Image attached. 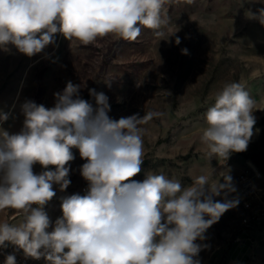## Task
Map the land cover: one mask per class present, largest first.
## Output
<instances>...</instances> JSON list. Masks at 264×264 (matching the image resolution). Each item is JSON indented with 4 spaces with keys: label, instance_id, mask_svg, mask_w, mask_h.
<instances>
[{
    "label": "clouds",
    "instance_id": "1",
    "mask_svg": "<svg viewBox=\"0 0 264 264\" xmlns=\"http://www.w3.org/2000/svg\"><path fill=\"white\" fill-rule=\"evenodd\" d=\"M165 3L0 0V49L12 45L32 57L55 45L57 33L82 45L108 35L134 42L141 26L163 36ZM250 18L264 25V8ZM175 43H180L179 36ZM80 88L68 81L62 92L54 93L51 108L26 100L20 131L0 128V211L14 209L23 217L18 225L0 223V245L10 242L26 257H43L48 264H200L197 257L207 246L197 240L203 241L207 229L238 204L228 199L235 192L229 170L218 179L215 169L198 175L188 186L163 174H148L142 182L131 179L142 170L141 126L163 114L148 111L143 117L114 120L104 93L89 90L98 106L94 110L81 98ZM256 109L241 83L226 84L205 113L208 126L200 140L208 155L226 161L230 153L246 151ZM7 119L0 112V121ZM72 148L87 161L80 174L88 190L61 198L62 216L48 232L45 205L56 196L53 184L64 191L71 183L66 165L74 160ZM37 163L46 170L35 174ZM49 166L55 170H47ZM5 264H16L15 255H7Z\"/></svg>",
    "mask_w": 264,
    "mask_h": 264
},
{
    "label": "rangeland",
    "instance_id": "2",
    "mask_svg": "<svg viewBox=\"0 0 264 264\" xmlns=\"http://www.w3.org/2000/svg\"><path fill=\"white\" fill-rule=\"evenodd\" d=\"M262 8L264 0H166L163 36L141 26L134 42L108 35L82 45L57 33L55 45L32 57L8 45V50L0 49V112L8 115L7 122L23 125L21 105L26 100L51 108L54 93L71 81L81 86V98L94 110L98 106L89 90L104 93L114 120L133 114L143 117L148 111L162 113L141 126L142 170L131 179L142 182L148 174H163L188 186L198 175L215 169L218 179L229 170L235 192L228 199L238 204L207 229L203 241L197 240L207 246L197 259L200 264H264V220L250 229L247 239L244 232L249 228L243 224L245 210L237 193V177L247 162L260 171L256 184L264 190V25L250 18ZM232 82L241 83L255 101L256 123L247 150L230 153L225 161L210 157L200 137L208 126L207 109ZM71 151L74 160L66 165L71 183L64 191L53 184L56 196L45 205L53 202L58 212L62 197L85 195L81 189L88 187L80 174L87 161L79 149ZM39 169L46 170L41 165Z\"/></svg>",
    "mask_w": 264,
    "mask_h": 264
},
{
    "label": "built area",
    "instance_id": "3",
    "mask_svg": "<svg viewBox=\"0 0 264 264\" xmlns=\"http://www.w3.org/2000/svg\"><path fill=\"white\" fill-rule=\"evenodd\" d=\"M250 163H246L237 177V193L245 210L243 224L247 228L246 230L249 228L248 231L244 232L247 239L252 236L250 229H253L264 220V190L256 184V180L261 177V173L254 164ZM87 190L88 187L85 186L82 187L81 192L86 194ZM61 216L62 210L60 208L59 212L51 219L50 226L46 231H53L56 219ZM236 240H240V237L238 236ZM10 254L15 255L16 264H48L43 257L39 260L26 257L22 249L7 241L4 245H0V264H5L6 257Z\"/></svg>",
    "mask_w": 264,
    "mask_h": 264
},
{
    "label": "crops",
    "instance_id": "4",
    "mask_svg": "<svg viewBox=\"0 0 264 264\" xmlns=\"http://www.w3.org/2000/svg\"><path fill=\"white\" fill-rule=\"evenodd\" d=\"M17 125H19V127H17ZM0 128L7 130L9 133H17L22 128V123L0 121ZM18 128L19 131H16ZM33 172L35 174L41 173L38 163L36 168H33ZM45 211L48 213L50 221L58 212L53 202H50V204L45 207ZM22 220L23 217L21 215H17V212L14 209H5L0 211V223L8 222L9 224L18 225L22 222Z\"/></svg>",
    "mask_w": 264,
    "mask_h": 264
},
{
    "label": "bare ground",
    "instance_id": "5",
    "mask_svg": "<svg viewBox=\"0 0 264 264\" xmlns=\"http://www.w3.org/2000/svg\"><path fill=\"white\" fill-rule=\"evenodd\" d=\"M251 164V163H250Z\"/></svg>",
    "mask_w": 264,
    "mask_h": 264
}]
</instances>
